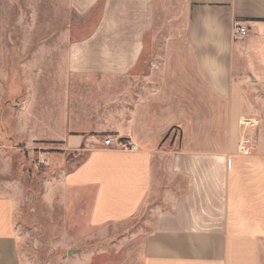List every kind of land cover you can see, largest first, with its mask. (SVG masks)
<instances>
[{
  "label": "crops",
  "instance_id": "obj_1",
  "mask_svg": "<svg viewBox=\"0 0 264 264\" xmlns=\"http://www.w3.org/2000/svg\"><path fill=\"white\" fill-rule=\"evenodd\" d=\"M41 2L64 30L33 33L30 51L21 36L26 58L9 63L5 46L1 69L64 80H37L1 119L27 143L82 156L49 176L53 202L88 239L142 217L109 264H264V0H31L33 25ZM10 159L0 144V264H23Z\"/></svg>",
  "mask_w": 264,
  "mask_h": 264
},
{
  "label": "rangeland",
  "instance_id": "obj_2",
  "mask_svg": "<svg viewBox=\"0 0 264 264\" xmlns=\"http://www.w3.org/2000/svg\"><path fill=\"white\" fill-rule=\"evenodd\" d=\"M45 4L41 2L43 7H40V23L33 25L30 18L31 0H0V51H5L7 47L9 63H17L26 58L18 52L21 49V36L27 35L24 43L30 51L33 43L30 37L33 33L42 35L64 30L63 25L47 23ZM74 21L73 16V32L78 31ZM41 42L45 43L47 40ZM1 60L0 56V144L11 156L8 161L9 178L18 181L20 187L15 224L17 252L22 263L109 264L115 261L121 244L119 237L141 225L142 217L136 219L133 225L126 226V231L118 233L111 228L104 237L88 239L80 217L66 215L63 204L53 202L54 197H59L54 194V185L47 184L49 176L61 175L82 156L56 150L58 145L54 146L53 143H27L26 139L12 135L13 129H7L11 125L5 128V120L3 122L1 119L5 109L8 108L7 112L13 117L12 108L24 104L36 94L37 80L46 85L50 78L64 80L63 73L19 71L13 64L5 71L1 69ZM47 156L50 157L49 161ZM15 190L14 185L12 191Z\"/></svg>",
  "mask_w": 264,
  "mask_h": 264
},
{
  "label": "built area",
  "instance_id": "obj_3",
  "mask_svg": "<svg viewBox=\"0 0 264 264\" xmlns=\"http://www.w3.org/2000/svg\"><path fill=\"white\" fill-rule=\"evenodd\" d=\"M248 33L247 28L240 24L237 23L235 25H233L232 27V35L234 39H238L241 40L243 39ZM248 126L252 125L250 123H247ZM103 143L105 145H109V146H113L115 149H119V150H135L136 149V145L134 143L125 141L123 139H114L111 136H108L104 139ZM242 151H244L245 153L249 151V149H243Z\"/></svg>",
  "mask_w": 264,
  "mask_h": 264
}]
</instances>
